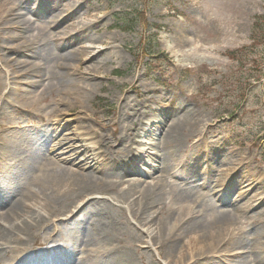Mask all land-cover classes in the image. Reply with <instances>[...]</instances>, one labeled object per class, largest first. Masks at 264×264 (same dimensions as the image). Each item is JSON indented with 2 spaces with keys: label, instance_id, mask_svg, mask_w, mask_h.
Returning a JSON list of instances; mask_svg holds the SVG:
<instances>
[{
  "label": "bare ground",
  "instance_id": "1",
  "mask_svg": "<svg viewBox=\"0 0 264 264\" xmlns=\"http://www.w3.org/2000/svg\"><path fill=\"white\" fill-rule=\"evenodd\" d=\"M60 1L0 0V264H28L25 260L26 253L31 251L30 246L36 244L48 250L49 254L43 256L44 260L34 264H138L134 252L140 253L144 258V248L167 258L164 260L165 264H195L207 257L215 261L217 256L219 260L211 264H264V221L252 239H258L256 246L250 245L244 231V225L256 220L258 215L250 214L251 209H254L252 207H255L253 202L237 205L235 210L216 211L217 206L222 207V203L229 200L230 192L217 190L210 180L205 179L198 186L210 189L211 194L197 192L191 199L178 204L173 190L162 199V206L156 205L159 195L169 184L146 182L148 174L158 169L159 165L158 160L145 161L143 152L144 149H149L144 147L143 139L156 135L150 143L153 146L151 153L161 154L164 172L169 174L171 157L175 158L177 155H180L179 161L183 163L180 169L183 172L184 164L192 159L193 150L204 141L197 139L195 147L188 148L187 142L191 138L175 133L184 124L172 122L162 126L160 123L163 118L154 116L147 119L151 127L156 128L140 130L135 128L133 122L130 132L121 130V135L110 136L92 128L91 132H74L75 136L63 134L61 137L53 128L43 126L61 113H72L73 109L82 107L83 98L97 86V82L92 80L100 77L107 64L104 60V47L68 50L74 39L80 37L91 23H85L81 27L71 23L59 32L50 33L46 30V27H62L67 21L81 17L79 9L84 5L81 0H67L62 5L68 7L69 11L63 16L56 13L52 15L46 4H57ZM216 2L218 25L210 35L214 36L218 54H222L224 44L234 43L240 35L235 27L236 23H241L239 14H242L247 4L254 1ZM42 7L47 13L45 22L48 23L35 28L33 19L26 14L36 13ZM99 21L100 18L95 23ZM35 29L37 32L33 31ZM42 34L51 39L44 47H41ZM187 38L186 35H181L179 42L186 43ZM22 55H39L55 61L54 69L51 68L47 75V83L42 82V73L37 63L32 62L28 72L24 70L25 60L20 58ZM2 72L7 75L6 79L2 77ZM38 83L43 88L35 90ZM52 89L60 90L63 95L50 100L46 91ZM54 100L56 107L44 113ZM36 115L43 118L44 124H36L33 120ZM8 119L14 122L7 125ZM27 120H30V125ZM111 126L115 127V121L111 120ZM78 137L79 141L97 138L85 146L92 154L83 157L79 155V147L76 146ZM124 137L130 139L131 151L142 147L135 159L124 161L131 167L127 172L133 173L137 161H143L145 170L135 169L139 179L118 177V180H114L101 177L107 171H121L119 168L123 164L110 158L109 145ZM245 154L253 160L252 152ZM53 155L58 156V160ZM178 159L179 157L176 162ZM221 164L226 165L223 168L225 175L239 166L229 161H221ZM252 178V183L239 190L232 204L236 205L240 198L255 187L257 181L254 176ZM192 182L194 181L185 179L173 184V188L177 187L179 191L191 188ZM121 185H126L122 198V203L126 204L122 207L125 213L124 226L112 223L113 230L104 229L110 222L105 221V216L103 218L99 213L101 218L82 225L86 229L83 236L80 231L75 230L79 224L78 219H88L89 213L98 211L92 202L81 206L87 198L108 190L114 191ZM77 202L79 203L74 209L81 206L79 210L73 216L68 215L67 213L73 212L72 207ZM56 233H61L57 241L54 238ZM190 234L183 242V238ZM232 240L233 245L237 246L234 249L237 250H242L246 243L250 245L249 256L252 259L248 261L247 255L242 251L229 256L231 259L226 258L228 252L223 247ZM80 242L86 245L82 249L78 247ZM78 253L81 254L80 259ZM222 257L228 261L222 260ZM5 258L8 263L2 262ZM157 259V264H164Z\"/></svg>",
  "mask_w": 264,
  "mask_h": 264
},
{
  "label": "rangeland",
  "instance_id": "2",
  "mask_svg": "<svg viewBox=\"0 0 264 264\" xmlns=\"http://www.w3.org/2000/svg\"><path fill=\"white\" fill-rule=\"evenodd\" d=\"M66 1L61 0L57 4H46V6L52 15L53 13L64 15L69 11L68 7L62 5ZM81 1L84 5L79 9L80 18L67 21L62 27L61 25L57 28H53L54 25L46 27V30L50 33L59 32L71 23L76 27L91 23L80 37L74 39L68 50L104 47L106 53L104 60L107 62L104 69L106 70L100 73L98 79H91L97 82V86L86 95L85 99L83 98L82 107L73 109L72 113H61L59 117L50 120V123L45 122L38 115L33 117V120L36 124L41 125L45 122L46 124L43 126L53 128L60 137L63 134L75 136L74 132H91L92 128L96 129L98 133L105 132L110 136L121 135V130L130 132L129 129L133 122L135 128L138 127L140 130L156 128L151 127L147 119L154 116L163 118L160 123L162 126L172 122L184 124V127L175 133L191 138L187 142L188 148L195 147L197 139H204V141L201 146H197L193 150L192 159L184 164L183 172L180 170L183 165L179 161L180 155L175 158L171 157L170 172L169 174L164 172L161 154L151 153L152 145L150 143L154 141L156 135H150L143 139L144 147L149 149L147 151L144 149L145 161L158 160L159 165L158 169L148 174L145 178L146 182L169 184L166 186V190L159 195L156 205L162 206V199L169 196V192H173V190L178 198V204L191 199V196L197 192L209 195L212 191L199 187L198 184L205 179L210 180L212 186H215L217 190L230 192L229 200L222 203V207L217 206L216 211L235 210L237 205H244L246 202L254 203L255 207H252L254 209H251L250 214L258 215L256 220L244 225V231L250 245L256 246L258 239L257 241L252 239L259 225L264 221V43L262 40L258 41L260 44L253 43V31L254 23L260 15L263 16L260 27L264 31V0H253V3L244 7L242 14H239L242 24H235L236 30H239L237 33L240 35L234 43L224 44L222 54H218L214 36L210 35L218 25L216 0ZM26 15L33 19L35 28L37 25L44 26L48 23L45 22L47 13H45L44 7L36 13L28 12ZM98 18L100 21L96 24ZM124 21H126L125 25L123 24L124 27L132 24L134 29L126 30L120 27V23L122 25ZM17 31L12 30V32ZM33 31L37 32L36 29ZM154 34H157L159 39L155 51L163 52L169 57L168 59H155L152 66L154 72L151 73L150 67L147 65L150 60V49L147 48L144 55L140 54V56L136 51L142 43V36L147 37V42ZM181 35L188 37L186 43L179 42ZM42 39L41 47L46 46L51 40L45 34H42ZM20 58L25 60L23 68L27 72L32 62L37 63L42 73V82L47 83V75L50 69L53 70L55 66L54 60L45 59L39 55L37 57L22 55ZM1 75L5 79L7 78L4 72ZM250 75L258 78L259 82L248 88L249 90L243 98L242 93L246 92L247 84L245 80ZM42 88L41 83L34 87L35 90ZM46 94L50 100H56L63 95L57 89L48 90ZM55 100L50 107L43 111L44 113L56 107ZM21 120L25 122L24 119ZM111 120L115 121L114 128L111 126ZM10 122L14 121L6 120L7 125L12 124ZM27 122L30 125V120ZM101 125L104 127L102 128ZM85 136L88 135H80V137ZM80 137L76 141L79 155L83 157L92 154V151L85 149V146L97 138L79 141ZM77 143L81 145H77ZM130 144V139L124 137L123 140L112 142L109 145L110 158H114L115 162L122 163L123 166L119 168L121 171H107L101 174V177L106 176L114 178V180L121 177L140 178L136 176L135 169L145 170L143 161H137L134 164L133 173L127 172L131 167L128 163H124L126 160L135 159L139 150H142V147H137L131 151ZM229 151L234 152L227 153ZM245 152L253 153L252 161L246 157ZM229 156L235 158H223ZM53 157L58 160V156L53 155ZM177 157L179 159L176 162ZM221 161H229L239 166L233 172L230 170L225 175L223 168L226 165L221 164ZM253 176L258 184L256 182L250 193L240 198L236 205L232 204L231 202L239 190L246 187L248 183H252ZM185 179L194 181L191 188H184L181 191L177 187L173 188V184ZM125 188L126 185H121L114 191L108 190L87 198L81 206L92 202L97 206L98 211L89 213L88 219L86 217L78 219L79 224L74 229L80 231L83 236L86 229L82 225L101 218L99 213L103 218L105 216V221L110 222L109 226L103 227L104 229L113 230L112 223L124 226L125 213L122 207L126 204L122 203V198ZM29 203L32 204V202ZM78 203H74L75 206L72 209ZM81 206L67 214L73 216ZM208 210L211 211V209ZM40 211L45 213L44 210ZM190 236L191 234L183 238V242ZM60 237L61 233L54 235L56 241ZM244 245L242 250H237L234 249L237 246L233 245V240L230 244H225L223 248L228 252L225 257H232L236 252L242 251L244 255H247L246 258L249 261L252 259L249 256L250 245L247 243ZM85 246L83 242L78 244L80 249ZM30 248L31 251L26 253L27 258H25L28 264L44 260L43 256L49 254L48 250L42 249L38 244L30 246ZM135 248L137 247L135 246ZM142 250L146 260L140 253L134 252L138 264H157L156 258L161 263L167 260L152 250L145 248ZM80 256L81 254L78 253L79 259ZM230 257L229 259H231ZM221 259L228 261L223 257ZM217 260H219L218 256L215 257V261ZM215 261H211L207 257L202 262L198 261L195 264H211ZM2 262L8 263V260L5 258Z\"/></svg>",
  "mask_w": 264,
  "mask_h": 264
},
{
  "label": "trees",
  "instance_id": "3",
  "mask_svg": "<svg viewBox=\"0 0 264 264\" xmlns=\"http://www.w3.org/2000/svg\"><path fill=\"white\" fill-rule=\"evenodd\" d=\"M262 22H263V17H258L257 20H256V22H255V25H254L253 38H254V42H256V44H260L258 42L260 40H262V43H264V31H262L261 30V27H260V25H261ZM132 27L133 26L128 25V28L129 29H132ZM128 28H126V29H128ZM155 41H156V36L153 37V39L151 41H149V44H151V46H148V47L151 48V51H153V46H155V44H156ZM147 43H148V41L146 42V37H144L143 44H142V46L140 47V50H139V52L141 54H144L145 50L148 48V47H146V44ZM152 53L153 52H151V55H152ZM161 56L163 58H167V55H165V54L155 55V56H151V57L154 58V59H159V58H161ZM236 60H237V58H236ZM152 64H153L152 62L151 63H148V65H150V67H151ZM251 78H254V76L247 77L246 80H245V82H247V84H246V88H245V91L246 92L242 93L244 95L243 98H245L248 88H251L252 86H254L255 85L254 82H257L258 81V78L257 79L256 78L253 79V81H249ZM241 84H242V81H241Z\"/></svg>",
  "mask_w": 264,
  "mask_h": 264
}]
</instances>
